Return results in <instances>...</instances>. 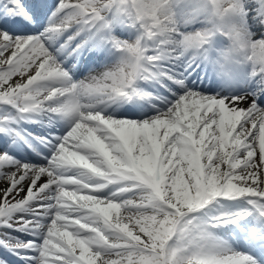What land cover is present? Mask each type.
<instances>
[{
	"label": "snow or ice",
	"instance_id": "snow-or-ice-1",
	"mask_svg": "<svg viewBox=\"0 0 264 264\" xmlns=\"http://www.w3.org/2000/svg\"><path fill=\"white\" fill-rule=\"evenodd\" d=\"M0 264H264V0H0Z\"/></svg>",
	"mask_w": 264,
	"mask_h": 264
}]
</instances>
